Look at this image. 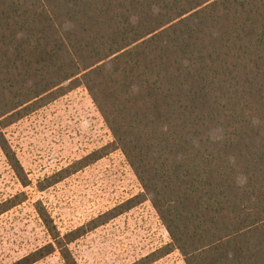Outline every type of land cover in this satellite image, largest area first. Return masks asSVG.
<instances>
[{
  "label": "trees",
  "instance_id": "16d2710c",
  "mask_svg": "<svg viewBox=\"0 0 264 264\" xmlns=\"http://www.w3.org/2000/svg\"><path fill=\"white\" fill-rule=\"evenodd\" d=\"M84 87L111 140L37 181L44 191L119 150L142 191L9 264H34L144 201L185 264H264V0H0V149L6 129ZM27 200L0 201V215Z\"/></svg>",
  "mask_w": 264,
  "mask_h": 264
},
{
  "label": "rangeland",
  "instance_id": "374dc122",
  "mask_svg": "<svg viewBox=\"0 0 264 264\" xmlns=\"http://www.w3.org/2000/svg\"><path fill=\"white\" fill-rule=\"evenodd\" d=\"M31 184L22 187L0 149V201L19 191L27 200L0 215V264L50 241L33 204L40 200L61 233L74 229L142 191L123 154L115 150L44 191L37 181L111 140L84 87L39 108L6 129ZM169 242L144 201L69 245L78 264H130ZM34 264H64L55 252ZM150 264H185L178 251Z\"/></svg>",
  "mask_w": 264,
  "mask_h": 264
}]
</instances>
